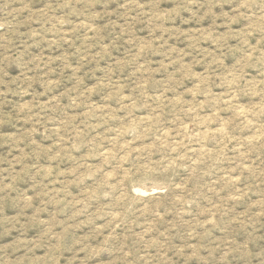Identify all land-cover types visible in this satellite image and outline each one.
<instances>
[{
	"label": "rangeland",
	"instance_id": "374dc122",
	"mask_svg": "<svg viewBox=\"0 0 264 264\" xmlns=\"http://www.w3.org/2000/svg\"><path fill=\"white\" fill-rule=\"evenodd\" d=\"M0 264H264V0H0Z\"/></svg>",
	"mask_w": 264,
	"mask_h": 264
},
{
	"label": "bare ground",
	"instance_id": "6f19581e",
	"mask_svg": "<svg viewBox=\"0 0 264 264\" xmlns=\"http://www.w3.org/2000/svg\"><path fill=\"white\" fill-rule=\"evenodd\" d=\"M248 117V116H247ZM199 147V146H198Z\"/></svg>",
	"mask_w": 264,
	"mask_h": 264
}]
</instances>
